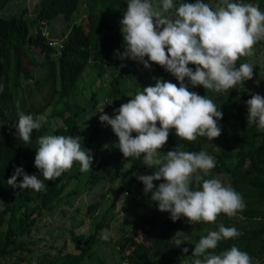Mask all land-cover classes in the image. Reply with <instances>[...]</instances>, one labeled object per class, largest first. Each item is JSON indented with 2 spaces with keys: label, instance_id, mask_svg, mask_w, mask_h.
Returning a JSON list of instances; mask_svg holds the SVG:
<instances>
[{
  "label": "trees",
  "instance_id": "obj_1",
  "mask_svg": "<svg viewBox=\"0 0 264 264\" xmlns=\"http://www.w3.org/2000/svg\"><path fill=\"white\" fill-rule=\"evenodd\" d=\"M8 1L0 0V10ZM183 2L173 0L174 6ZM194 2L195 0H189L187 3ZM202 2L211 6L209 0ZM127 3L128 0H36L27 15L22 13L25 9L17 14H0V84L3 85V90L0 91V259L6 254L17 252V259L22 260L26 258V253L32 252L31 241L21 236L32 230L43 210L54 206L70 178H76L82 173L77 162L72 166V171H65L55 180H44L45 188L39 192L31 188H14L7 182L18 167L43 180L40 171L34 166V158L39 147L38 138L47 132L51 135L79 136L81 148L85 144L88 148L86 150L90 149V141L96 135V129H92L87 137L83 134V137L77 123L81 116L91 114L90 110L98 100L99 87L90 86L89 95L83 93L81 98L77 82L80 78L86 79L85 72L89 71L91 61L98 63L99 70L107 72L105 85L103 81L99 85L105 87L104 101L108 98L115 106L122 100L131 99L128 93L134 95L143 91L144 87L154 86L157 79L179 86L172 74L152 62H149V68L138 61L121 67L118 53H121L124 41L120 32V20ZM80 6L85 7L84 23L75 20ZM57 16H61L66 24L60 46L55 49L48 44L44 28L41 29L40 24L48 25ZM33 46L38 49L40 59L34 57ZM246 57L237 60L236 66L246 62ZM22 58L26 59L27 66L22 64ZM256 60L252 64L253 77L257 73L256 65L263 63ZM189 66L195 67L191 64ZM34 70L42 71L38 78L33 76ZM187 79L185 78L186 84ZM45 80L50 81V84L48 82L47 85ZM88 80L91 82V79ZM247 81L250 80L243 84H247ZM39 86L44 91L40 98L37 94H32ZM83 87L84 84L80 88ZM236 89L214 92L203 86L193 87L188 84L189 91L211 99L217 109H220L223 116L218 121L219 125L228 120L234 122L236 148L203 149L202 141L206 137L198 136L195 141L181 140L176 137L174 130H170L168 138L182 151H205L214 157L216 163L213 170L226 171L229 185L243 198L246 207L236 213L242 217L243 223L233 222L231 217L221 213L215 223L200 222L204 226V232L200 236L196 235L190 244L179 238L184 242L176 246V230L186 218L172 221L170 213L158 210V202L150 199L149 192L150 205L142 209L134 220L140 233L129 228L114 239L120 252L117 264L122 260L127 264H179L182 259L192 262L195 259L192 250L199 239L206 236L209 230L218 231L220 224L235 227L242 235L219 241L215 249L208 250L209 253L220 254L235 245L257 258L264 254V131L259 130L256 124L247 123L248 109L245 102L252 94L257 93L237 92ZM47 104L49 108L45 111ZM20 112L30 114L34 119L41 115L47 118V123H43L40 129L33 130L27 144L19 138L16 129ZM107 134H110L112 140L118 141L115 133L109 130ZM132 135L135 136L136 133ZM109 143H98L101 149L94 154L91 169L85 172V183L93 185L101 179H112L118 167L126 161L128 166L120 178L117 191L133 169H148L150 174L155 171L144 164L142 156L125 159L119 148L114 145L110 149ZM203 178L211 177L208 175ZM22 179L23 176L18 175L17 183ZM161 182L163 180L153 181L154 185ZM192 187H196L195 182ZM74 191L72 188L68 192ZM98 203L97 199L89 201L86 212L90 213ZM105 214L106 211L100 214L87 233L74 231L68 225L63 226L60 245L54 251L47 250L36 255L31 253L29 256L33 257L32 264H82V260L93 253L97 239L109 224L108 220H104ZM185 247L188 248L187 253L182 251Z\"/></svg>",
  "mask_w": 264,
  "mask_h": 264
},
{
  "label": "clouds",
  "instance_id": "obj_2",
  "mask_svg": "<svg viewBox=\"0 0 264 264\" xmlns=\"http://www.w3.org/2000/svg\"><path fill=\"white\" fill-rule=\"evenodd\" d=\"M170 10L174 11L169 14ZM120 26L124 51L118 53L119 58L141 62L146 68L151 66L149 62L155 63L172 74L179 86L157 79L154 86L129 94L131 99L114 109V116L101 114L100 122L111 126L118 137L115 146L125 159L143 156L144 164L155 169L153 174L139 175L137 179L144 185L143 192H150V199L158 202V210L170 213L172 221L185 217L188 224L215 223L221 213L235 216L246 207L241 195L217 178H203L215 167L213 156L178 147L163 156L159 151L167 143L170 130L186 141H195L198 136L212 141L220 136L218 121L223 113L211 99L189 91L188 84L221 92L251 80L253 66L241 63L237 67L236 61L251 56L254 45L264 40V12L258 5L230 0H220L215 8L202 0L178 6H174L173 0H128ZM46 39L49 45L59 48L60 39L54 41L49 36ZM190 64L195 66L194 70ZM245 103L247 123L256 124L264 131V96L252 94ZM46 108L48 104L45 106L48 111ZM18 117L16 129L25 144L30 142L33 130L47 123L43 115L34 119L20 112ZM80 141L81 137L72 135L39 137L34 166L43 180L18 167L8 179V185L39 192L45 188L44 180L57 179L74 162H79L82 173L89 171L93 156L91 150H82ZM18 175L23 176L19 183ZM160 180L163 182L154 185L153 181ZM240 235L235 227L223 224L218 231L209 230L192 250L195 259L191 264H252L249 254L235 245L220 254L208 252L219 241ZM109 237V231L103 230L100 238L107 241ZM182 242L176 239L174 243L179 246ZM182 251L187 253L188 248Z\"/></svg>",
  "mask_w": 264,
  "mask_h": 264
},
{
  "label": "rangeland",
  "instance_id": "obj_3",
  "mask_svg": "<svg viewBox=\"0 0 264 264\" xmlns=\"http://www.w3.org/2000/svg\"><path fill=\"white\" fill-rule=\"evenodd\" d=\"M35 1L36 0H9L0 10V14H17L20 13L22 9H25L22 13L23 15H27L30 13V9L34 5ZM183 1L189 2V0ZM230 2H243L258 5L260 10L264 12V0H230ZM209 3L213 8H215V6L220 3V0H209ZM172 12L173 11H170L169 14ZM75 20L81 23L85 22L84 6L79 7ZM65 24V20L61 18V16H57L56 19L50 20L48 25L47 23H41L40 26L41 29L44 28L43 30L45 31L44 33L46 36L52 37L54 41H58L60 37H62ZM32 50L34 52V57L36 59H40L41 56L39 52H37L38 49L33 46ZM123 51L124 46L121 49V53ZM245 60L246 62L244 63H249L251 65L255 60L257 62L262 61L263 63L256 65L257 67L255 70H257V73L252 80L247 81V84L244 83L237 85V89L235 87L232 89H236L237 92H253L264 96V40L258 41L254 45L253 54L251 56H247ZM132 62L133 60L125 58L124 60H121L120 63L122 65H131ZM237 62L238 61H236V63ZM22 64L27 66L25 58H22ZM89 67V71L85 72L86 79L80 78L77 82L79 85V88H77L79 89V97L83 98V93L89 95L90 86L91 88L97 86L99 87V91L97 93L98 100L92 107L93 109L90 110V115L81 116L79 118L80 120L77 123V128L80 129L81 136L83 137L85 134L87 137L92 129H96V135L90 141L89 149L91 150L90 154L95 156L94 154L99 153L101 149L98 144L100 141H102L103 144H105V142H110L108 145L110 149L118 143V141H114L110 138V134H107L109 130L114 134L111 126L107 123L100 122L99 116L104 113L108 114L110 117L113 116L114 109L118 108L122 103H126L127 100H122L118 106H115V104L108 98L104 101L105 87H100L99 84L103 81L105 85L107 72L99 70L98 63L96 62L91 61ZM191 68L194 70L195 67ZM98 72H100L99 75H97ZM41 73L42 71L34 70L33 76L38 78ZM88 79H91L92 84ZM45 81L47 85L48 82L50 84V81ZM83 84L84 87L82 89L80 87L83 86ZM57 87L58 84L56 82V88ZM43 92V88L39 86L33 90L32 94H37L40 98ZM127 95H129V93ZM76 97L77 96H74V98ZM47 109L48 108H46V110ZM219 126L221 128L220 136L214 138L212 141L206 137V139L202 141L203 149L207 147H211L213 150H219L220 148H236L237 141L234 138V122L228 120ZM45 135L51 134L50 132H47ZM175 148L176 146L173 145L171 140L168 138L167 143L162 149H160L159 155L163 156L167 151L174 150ZM86 149L88 148L85 144H83L82 150L86 151ZM178 149L180 150V148ZM141 160H143V156L141 157ZM76 163L77 162H74L73 166ZM127 166L128 162L126 161L118 167L117 172L112 179H101L93 185L84 182L85 172L77 175L76 178H70L56 199L54 206L49 210H43L32 230L28 234L21 236L31 241V253L36 255L37 253L46 252L47 250L54 251L55 247L60 245L62 242V237L60 235L61 230L65 225H68L74 231H84L85 233L89 232V229L92 228L94 222L99 219L100 214L103 211H106L104 220H108L109 224L104 228V230L107 229L109 231V240L104 241L101 238H98L93 247V253L86 256L82 260V264H117L120 252L116 246V242H114V239L117 235H120L123 230L129 228L136 229V232L140 233L141 230L138 227L136 228L134 220L142 209H144L147 205H150L148 193L145 194L143 192L144 185L137 179V176L139 175H151L148 169H133L129 173L127 179L122 182L121 189L117 191L120 178ZM72 168L69 171H72ZM209 176L211 178L219 179L225 186L229 185V176L226 171H214L212 169L210 170ZM72 188H74L75 191L68 192ZM100 193H102V196H99ZM93 199L99 200V203L90 213L86 212V204ZM231 220L233 222L243 223V219L239 214L231 217ZM64 232H67V230H64ZM203 232V224H188L185 221L177 228L176 239L183 238L188 244H190L195 240L196 235L200 236ZM49 243L52 244L49 245ZM251 248H253V245H251ZM31 253H26V258L22 260L17 259V252L6 254L0 259V264H32L33 257L29 256ZM249 256L252 258V264H264L263 253L259 258L253 256L252 253H249ZM179 264H191V262L187 259H182Z\"/></svg>",
  "mask_w": 264,
  "mask_h": 264
},
{
  "label": "built area",
  "instance_id": "obj_4",
  "mask_svg": "<svg viewBox=\"0 0 264 264\" xmlns=\"http://www.w3.org/2000/svg\"><path fill=\"white\" fill-rule=\"evenodd\" d=\"M120 264H127V263H126V261H123V260H122V261L120 262Z\"/></svg>",
  "mask_w": 264,
  "mask_h": 264
}]
</instances>
